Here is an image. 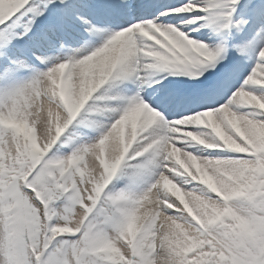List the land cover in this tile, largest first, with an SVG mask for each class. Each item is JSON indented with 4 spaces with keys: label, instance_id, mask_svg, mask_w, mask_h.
<instances>
[{
    "label": "snow or ice",
    "instance_id": "1",
    "mask_svg": "<svg viewBox=\"0 0 264 264\" xmlns=\"http://www.w3.org/2000/svg\"><path fill=\"white\" fill-rule=\"evenodd\" d=\"M0 264H264V0H0Z\"/></svg>",
    "mask_w": 264,
    "mask_h": 264
}]
</instances>
